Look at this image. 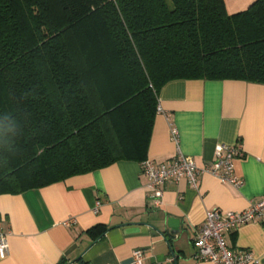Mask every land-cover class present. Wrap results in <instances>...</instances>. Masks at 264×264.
<instances>
[{"label": "trees", "instance_id": "trees-1", "mask_svg": "<svg viewBox=\"0 0 264 264\" xmlns=\"http://www.w3.org/2000/svg\"><path fill=\"white\" fill-rule=\"evenodd\" d=\"M178 80L264 85V0H0V195L143 162Z\"/></svg>", "mask_w": 264, "mask_h": 264}, {"label": "crops", "instance_id": "crops-1", "mask_svg": "<svg viewBox=\"0 0 264 264\" xmlns=\"http://www.w3.org/2000/svg\"><path fill=\"white\" fill-rule=\"evenodd\" d=\"M256 1L224 4L236 14ZM158 101L163 113L156 114L146 160L163 164L180 153L206 167L218 146L241 145L244 155L235 159V174L243 185L223 184L211 175H202L197 189L186 179L170 182L156 206L141 170L145 160H123L40 189L0 195L2 228L10 233L9 254L0 264H133L135 250L143 251V264H213L195 257L207 214L241 212L264 200V85L178 80L162 88ZM226 243L264 264L261 224L231 231Z\"/></svg>", "mask_w": 264, "mask_h": 264}, {"label": "built area", "instance_id": "built-area-1", "mask_svg": "<svg viewBox=\"0 0 264 264\" xmlns=\"http://www.w3.org/2000/svg\"><path fill=\"white\" fill-rule=\"evenodd\" d=\"M163 113L158 104L157 114ZM172 138L178 142V131L172 128ZM241 145H220L216 148L214 161L206 166L199 167L192 160L178 153L173 160L155 164L151 160H145L141 164L142 173L149 179L147 185L150 198L159 206L164 194V188L170 182L179 183L186 179L191 188L197 189L198 180L202 175H211L223 184L239 188L243 185L235 174V159L243 157ZM101 204H96L95 213H98ZM74 219L68 221V225ZM250 223H258L264 227V200L251 203L241 212H221L214 209L207 214L199 234L195 239L196 259L213 264H258L249 252L236 253L226 243V234ZM10 233L2 228L0 218V258L5 259L9 254ZM133 264L144 263L142 250L133 252Z\"/></svg>", "mask_w": 264, "mask_h": 264}]
</instances>
